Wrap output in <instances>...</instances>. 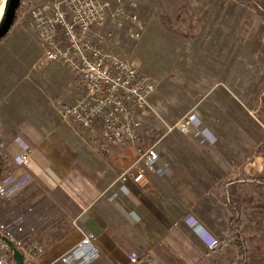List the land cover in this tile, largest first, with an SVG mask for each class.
<instances>
[{
	"label": "crops",
	"instance_id": "1",
	"mask_svg": "<svg viewBox=\"0 0 264 264\" xmlns=\"http://www.w3.org/2000/svg\"><path fill=\"white\" fill-rule=\"evenodd\" d=\"M17 21L0 40V151L11 161L12 174L31 177L6 204L12 213L8 219L28 217L19 237L44 246L35 264H66L61 258L88 232L100 251L90 264H126L130 254L138 257L137 264H222L226 245L209 250L186 221L198 220L221 244L229 233L230 203L240 209L244 241L250 236L247 227L260 221L261 193L249 183L260 185L250 178L264 179V75L195 77L193 108L183 114L193 110L216 140L200 143L161 126L146 130L141 150L150 145L160 150L171 171L166 177L139 160L138 142L119 145L92 138L48 107L41 91H22L23 57L34 39L25 37H32L30 29L16 27ZM158 130L162 134H155ZM11 148H27L35 156L21 169L9 158ZM137 168L149 179L151 194L131 179H119L121 172ZM112 193L116 196L110 199ZM41 195L59 211L60 232L44 233L29 213L35 203L39 218L50 214ZM248 197L255 200L249 203Z\"/></svg>",
	"mask_w": 264,
	"mask_h": 264
},
{
	"label": "built area",
	"instance_id": "2",
	"mask_svg": "<svg viewBox=\"0 0 264 264\" xmlns=\"http://www.w3.org/2000/svg\"><path fill=\"white\" fill-rule=\"evenodd\" d=\"M31 32L42 49L46 63H56L69 72L79 91L74 101L65 106L62 117L73 123L84 134L115 144H135L142 135V117L153 113L150 96L156 81L140 71L128 57L114 52L118 48L115 31L126 25L133 40L140 37L143 25L132 0H25ZM177 129L194 136L200 143L215 142L214 134L200 117L189 111L167 130ZM8 149V148H7ZM140 152L144 165L168 177L171 174L161 161V152L151 145ZM9 158L25 169L32 156L27 148H11ZM138 163V162H137ZM30 175L7 174L0 179V197L11 199L30 182ZM119 179H131L145 192L153 187L140 168L125 170ZM116 196L110 195V199ZM188 226L209 250L221 247V242L205 230L198 220L189 217ZM26 220L17 214L12 222L0 215V233L11 240L22 254V264H35L44 251L37 240L25 241L18 234L24 232ZM30 231L33 228L30 227ZM18 235V236H17ZM11 248L0 236V264H17ZM100 255L96 237L88 232L68 251L61 261L66 264H90ZM138 257L130 254L126 264H135Z\"/></svg>",
	"mask_w": 264,
	"mask_h": 264
},
{
	"label": "rangeland",
	"instance_id": "3",
	"mask_svg": "<svg viewBox=\"0 0 264 264\" xmlns=\"http://www.w3.org/2000/svg\"><path fill=\"white\" fill-rule=\"evenodd\" d=\"M132 1L136 4L134 9L142 22L143 30L139 39L133 40L126 25L118 27L115 31L119 41L118 54L136 62L135 66L140 71L156 81V89L149 100L154 114L142 117L143 130L136 150L142 148L139 143H146V130L161 126V130L164 128L168 132L167 126L174 125L184 115V111L193 108L189 103L195 99L193 86L197 75H264V21L254 7L241 0ZM261 1L264 3V0ZM2 2L0 0V12ZM182 5L195 17L203 20L197 35L190 40L180 39L160 25L161 14L172 17L176 8ZM26 13L18 19L16 27L30 29L33 38L26 33L25 37L32 41L35 38ZM34 40L33 45L29 44L34 53L32 51L31 55L27 46L29 53L23 57L27 64L20 76V87L22 91L25 88L28 95L41 91L44 103H48V107L61 115L63 108L74 101L79 91L78 84L61 65L46 63L42 57V49ZM209 63H212L211 67ZM161 130L155 131V134H162ZM139 160H143L144 164V158ZM139 160L138 166L141 165ZM249 186L261 193V201L257 212L260 221L255 225L252 221L251 226L247 227L250 236L245 237L246 255L248 264H264V187L252 183ZM41 200L48 204L50 214L39 218L35 203L31 204L33 208L29 213L38 227L45 230L44 233L49 235L55 231L60 232L62 218L59 211L45 196L41 195ZM254 200V197H248L247 202ZM9 213L11 206L3 204L0 215L6 222L16 216L8 219ZM26 217L24 216L25 219ZM238 256L235 247L226 245L224 253L220 255V262L235 264Z\"/></svg>",
	"mask_w": 264,
	"mask_h": 264
},
{
	"label": "trees",
	"instance_id": "4",
	"mask_svg": "<svg viewBox=\"0 0 264 264\" xmlns=\"http://www.w3.org/2000/svg\"><path fill=\"white\" fill-rule=\"evenodd\" d=\"M249 6L254 7L257 10L258 15L264 21V3L261 0H241ZM27 4L25 0H22L15 22L26 13ZM161 27L169 33L179 37L180 39L190 40L196 36L199 27L202 25V20L195 17L193 13L185 6H179L176 8L175 14L170 17L166 14L159 16ZM0 179L13 171V165L11 161L4 156L0 151ZM261 182L260 185H264L263 178H250ZM6 203V199L0 197V207ZM231 213L229 225H228V237L222 245H231L237 249L239 259L238 264H247L248 257L246 255V244L242 235V225L240 209L234 204H229ZM147 261V259H143ZM137 264V262L135 263Z\"/></svg>",
	"mask_w": 264,
	"mask_h": 264
},
{
	"label": "water",
	"instance_id": "5",
	"mask_svg": "<svg viewBox=\"0 0 264 264\" xmlns=\"http://www.w3.org/2000/svg\"><path fill=\"white\" fill-rule=\"evenodd\" d=\"M21 2L22 0H3L2 9L0 12V40L5 37L9 33L10 29L13 27L17 17V11ZM0 236L5 239L8 245L10 246L12 252L11 256L13 260L17 264H22V254L16 248L14 243L1 233Z\"/></svg>",
	"mask_w": 264,
	"mask_h": 264
}]
</instances>
